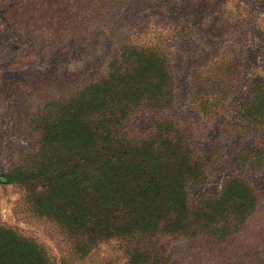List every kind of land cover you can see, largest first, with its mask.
Here are the masks:
<instances>
[{"label": "trees", "instance_id": "16d2710c", "mask_svg": "<svg viewBox=\"0 0 264 264\" xmlns=\"http://www.w3.org/2000/svg\"><path fill=\"white\" fill-rule=\"evenodd\" d=\"M122 5L121 0H0L7 23L42 50L67 55L84 47L93 51L100 42L106 46L94 78L79 83L81 71L54 86L47 76L41 83L48 86H37L23 111L10 110L21 138L38 133V148L27 150L20 163L15 159L0 175V185L30 187L26 203L32 213L67 229L85 255L102 241L117 239L126 243L128 264H169V238L182 237L188 264H264V223L251 225L264 220L258 189L236 175L217 199L191 208L186 185L202 177V164L193 165L180 130L167 120L159 124L157 138L132 136L138 112L173 109L172 60L162 46L166 42L151 43L149 28L168 32L171 20L158 17L152 24L150 19L144 32L141 24L128 22L119 32L114 20ZM218 16L216 24L228 26L225 9ZM230 66L212 59L195 70L190 91L197 103L203 105L200 96L216 86L210 75ZM260 99L249 117L259 116ZM5 119L0 112V152ZM20 232L0 216V264L54 263L45 248Z\"/></svg>", "mask_w": 264, "mask_h": 264}, {"label": "rangeland", "instance_id": "374dc122", "mask_svg": "<svg viewBox=\"0 0 264 264\" xmlns=\"http://www.w3.org/2000/svg\"><path fill=\"white\" fill-rule=\"evenodd\" d=\"M121 2L123 5L114 20L119 32L128 22L136 27L141 24L140 30L144 32L150 19L152 24L157 23L158 17L171 20L168 32L156 26L155 34L151 29L153 26L149 28L151 43L166 42L162 46L166 47L167 56L172 60L175 76L173 109L138 112L133 117L132 136L157 138L162 132L159 124L167 120L180 130L181 139L188 145L194 160L193 165L196 162L202 164V177L186 185L191 208L203 207L217 199L224 183L236 175H243L264 200V0ZM224 9L231 18L228 26L216 24ZM197 13L201 17L192 15ZM3 16L0 11V112L6 118L0 175L8 171L15 159L20 163L27 150L38 148L35 140L38 133L33 132L30 140L21 138L9 115L10 110L23 111L29 100L27 97L36 87L48 86L41 83L47 76L46 82L54 83V86L64 79L71 82L81 71L85 72L79 83L91 80L98 72L97 57L104 60L106 48L100 42L93 51L85 47L67 55H60L55 50L45 51L36 42L17 34ZM178 24L179 29L172 28ZM212 59L221 67L223 62L231 65L230 71L223 72L218 68L210 75L216 86L212 94L200 96L203 102L200 105L190 91L191 77L197 68L210 64ZM56 82L59 83L55 85ZM61 88L70 90L65 84ZM259 98V116L251 118L249 112L257 107L253 104L257 105ZM29 191L27 186L0 185V216L8 225L19 228L20 235L45 248L54 260L53 264H128L126 243L117 239L102 241L87 255L80 253L76 238L67 229L32 213L31 205L26 203ZM254 223L259 226L264 220L251 225ZM169 239L166 246L172 256L169 264H188V255L184 256L189 249L188 242L182 237Z\"/></svg>", "mask_w": 264, "mask_h": 264}]
</instances>
